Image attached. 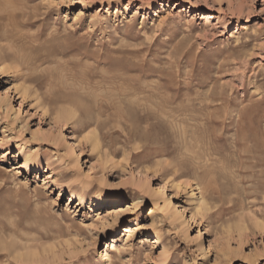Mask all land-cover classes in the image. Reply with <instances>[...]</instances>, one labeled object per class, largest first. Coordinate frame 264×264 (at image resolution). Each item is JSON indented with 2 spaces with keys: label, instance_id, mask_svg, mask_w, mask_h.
<instances>
[{
  "label": "rangeland",
  "instance_id": "obj_1",
  "mask_svg": "<svg viewBox=\"0 0 264 264\" xmlns=\"http://www.w3.org/2000/svg\"><path fill=\"white\" fill-rule=\"evenodd\" d=\"M0 264H264V0H0Z\"/></svg>",
  "mask_w": 264,
  "mask_h": 264
},
{
  "label": "bare ground",
  "instance_id": "obj_2",
  "mask_svg": "<svg viewBox=\"0 0 264 264\" xmlns=\"http://www.w3.org/2000/svg\"><path fill=\"white\" fill-rule=\"evenodd\" d=\"M39 46V45H38ZM39 48V47H38ZM7 55V57H10V56H13V54H10V53H8V54H6ZM14 57V56H13ZM104 59V58H103ZM31 60V59H30ZM101 61H103V60H101ZM100 61V62H101ZM19 62V61H18ZM28 61H26V63H27ZM25 64V63H24ZM27 65V64H26ZM34 65H32V67H33ZM24 68V66L23 65H20V67L18 68V69H20V70H22ZM28 68H29V66H28ZM27 69V68H26ZM27 70H30V69H27ZM23 71V70H22ZM32 71V70H31ZM31 71H29V72H31ZM28 72V73H29ZM23 74H24V76H25V78H27V79H29V81L30 80H33V81H39V80H37V76L35 77L34 76V74H31V73H29L28 75H27V73L25 74L24 72H23ZM32 75V76H31ZM40 84H41V82L38 84L39 86H40ZM37 85V86H38ZM25 90V89H24ZM98 108H100V107H98ZM81 112V111H80ZM165 114H167V113H165ZM175 114H176V112H175ZM66 115V117H65V121H68V120H71V119H74V122L76 121V122H79L80 120H81V118H82V116H83V114L81 113V114H78V115H75L74 113H70V112H67V114H65ZM168 115H162V116H158L159 117V119H165V120H170V119H168V117H167ZM173 116V115H172ZM158 117L157 116H154V118L155 119H158ZM180 119V118H179ZM183 119V118H182ZM174 120V118H171V120L170 121H173ZM183 123V122H182ZM93 135V134H92ZM96 134H94V137H93V140H94V145L95 146H97V144H98V139L96 138ZM189 142V141H188ZM192 143V142H191ZM195 144H197V143H195ZM195 144L193 145L194 147H195ZM93 145V146H94ZM183 146V145H182ZM184 147V146H183ZM185 147H186V145H185ZM197 147H198V145H197ZM188 148V147H187ZM186 149V148H185ZM187 150V149H186ZM185 150V152L187 153H189V151H186ZM191 151H193L192 149H191ZM190 151V152H191ZM193 152H196V156H197V150H194ZM193 152H191L192 154H193ZM192 154H190L189 153V155L188 156H190V155H192ZM195 154V153H194ZM193 154V155H194ZM200 156V155H199ZM198 156V157H199ZM194 157H195V155H194ZM194 157H192L193 159H194ZM197 157V158H198ZM201 157V156H200ZM191 158V157H190ZM196 159V158H195ZM200 159V158H199ZM193 161V160H192ZM197 161H199L198 159H197ZM194 162V161H193ZM192 162V163H193ZM189 166H190V164H189ZM156 234V233H155Z\"/></svg>",
  "mask_w": 264,
  "mask_h": 264
}]
</instances>
